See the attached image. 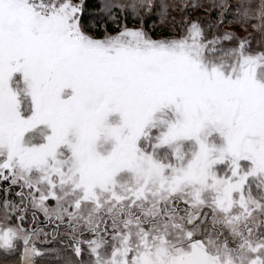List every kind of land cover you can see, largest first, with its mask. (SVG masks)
Returning <instances> with one entry per match:
<instances>
[{
    "label": "snow or ice",
    "instance_id": "snow-or-ice-1",
    "mask_svg": "<svg viewBox=\"0 0 264 264\" xmlns=\"http://www.w3.org/2000/svg\"><path fill=\"white\" fill-rule=\"evenodd\" d=\"M0 264H264V0H0Z\"/></svg>",
    "mask_w": 264,
    "mask_h": 264
}]
</instances>
